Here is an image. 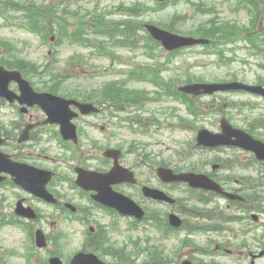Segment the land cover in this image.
Returning a JSON list of instances; mask_svg holds the SVG:
<instances>
[{
  "label": "rangeland",
  "instance_id": "1",
  "mask_svg": "<svg viewBox=\"0 0 264 264\" xmlns=\"http://www.w3.org/2000/svg\"><path fill=\"white\" fill-rule=\"evenodd\" d=\"M92 1V0H89ZM118 0H115V4ZM87 3V2H85ZM84 3V4H85ZM102 6L108 7L109 9H112L114 5L110 3L108 0H102L101 1ZM205 4H208L212 7L216 8V12L223 18V21L226 19L230 20H235V21H244L246 22V18L244 13H236L232 11V7H229L227 4H222L220 0H205ZM87 9H92V5L87 4ZM189 9V6L185 4H180L178 7L179 11ZM87 9H82L81 14L84 13ZM101 10H104L101 8ZM175 9L174 8H169L166 10V12L162 14H153V15H147V19L151 21H156V22H165L169 23L171 19V14L173 13ZM214 15L213 13H207L205 15H198L195 16L193 19L190 18L189 20H185L184 22L177 23L175 25L176 30L179 32H186L189 31L190 29L195 28L197 25L209 21V18ZM110 18V16H109ZM70 21L73 22L70 26L69 29L73 30L76 27H78L75 24V19L70 17ZM0 37L6 40H9L13 43H15L20 49L23 47V41L28 40L30 42V45H34L33 47H28L23 51V56L32 59H35L36 61H42L43 54H45L46 49H41V50H36L39 48V46L35 43L36 36H30L29 32H23L15 27H5L2 26L0 28ZM79 49L77 47H74L71 43L66 41V45L63 46V51L62 53L64 55H71L73 53H76ZM231 54V60L228 63H223L220 62L218 66H216L214 62L215 55H207V54H201L199 55L195 61L194 64L196 67L193 69L191 73L195 74L197 77H202L204 79H207L208 77H211L213 79V76L216 74H219L218 76L222 75H229L230 72L233 70L241 75L243 78L247 80H252L254 74L251 73L248 70H243L245 69V65L242 62L241 58L245 56V54L242 51H235L232 52ZM141 57V56H140ZM175 57V56H174ZM192 58L191 53H185L181 56H178L177 58L175 57L177 63L179 62V73L181 77L179 76V85H183L187 81V74L183 72L181 68H184L187 70L188 63L187 61ZM221 60V59H220ZM100 61L93 60L90 62V66L86 68L88 70H96V71H101L103 74V77L107 80H114L118 81L119 83L127 86H133L137 85L140 87V84L137 83H131L123 81L120 75H117L113 73L107 66L105 61H102L101 63H98ZM254 63V62H253ZM174 65V64H173ZM92 68V69H90ZM108 68V69H106ZM208 68H212L207 70ZM79 73V72H78ZM122 76H127V75H122ZM167 76H175L174 72L168 73ZM105 79H96V82L98 83H105ZM72 82L80 83L79 80H75ZM178 85V86H179ZM148 88V87H147ZM151 88V87H150ZM156 90L153 88V90ZM150 91V92H151ZM123 92V90H122ZM215 98H210V97H204L202 100L204 103H211L214 100L215 105L211 104V108L208 109L209 112L213 108H215L214 113L208 115V119L203 120L200 118L199 121H196L192 126L190 127H179V129L170 132L168 130L162 131L161 135H158L157 138L162 139V162L164 164L173 166L177 165L180 167L184 166H189L190 163H194V166L197 168H202L204 171H210L216 173L219 177L222 179L224 178V175L226 173V170L222 171V166L225 165L228 161L233 160L234 163L231 165L232 167L236 168L233 170H230L231 173V180L226 184L227 187H232L234 190H239V189H244L243 192H240L244 194L245 196L248 195L247 191L250 193V195H255V192L257 193V189L262 191L263 189H260L259 187H255V189L252 187V178L248 177L245 179H240L241 176L243 175H250L256 177L255 180L257 179L256 185H259L260 183H264V171H260V166H257L256 168H242V166L239 164V162H247L249 161V157H245L244 155L241 157L237 156H232L233 154H227L222 152V150H211V152L204 153L205 151H202L201 149H194L195 154H200L201 160L199 162H196V160H188L185 155H181L180 152L181 150L179 147L185 146L186 145V151L185 154L189 155L191 151H188L193 148V145L196 143V135L198 132V129L204 125V127L216 131L217 126H218V119L221 117L218 115L215 111H217L219 108H224L225 102L233 103V102H240L244 101L246 103H253L254 100L253 98L250 99L247 94H242V93H219L214 95ZM202 101V102H203ZM171 104H176V102H171L168 101ZM156 105H162V108L168 104H159L157 103ZM152 109V106L150 107ZM248 108V107H245ZM180 113L179 115L185 116L187 115L186 112L184 111V106H179ZM120 115H129L130 112L128 110H121L119 111ZM255 115L257 114H264V107L260 109H256L253 111ZM178 115V116H179ZM188 116V115H187ZM177 117L173 116H165L162 118V122L165 123V125H168L171 121H175ZM186 119L191 120L192 117H187ZM235 122L240 123L239 117L235 116L233 119ZM179 122H180V117H179ZM241 124V123H240ZM156 129L157 127L154 126ZM154 129V130H155ZM260 131L263 132L262 129ZM132 138H129V141ZM177 140V141H176ZM128 139L122 141L124 145H128ZM147 142L151 143L150 141L147 140ZM114 144H116L115 141H113ZM88 142H85V147L86 150H89L88 147ZM158 153L152 154L153 160L156 162L159 161L160 163V156H161V151L159 147L155 148ZM179 149V155L177 154V150ZM59 148L54 147L53 149H50V153L57 157L59 155ZM229 153H232L233 151H228ZM231 157V158H229ZM68 164H70L68 162ZM173 164V165H172ZM220 165V168H217V170H213V165ZM174 167V166H173ZM190 167V166H189ZM60 171L62 173H67L65 172V164L64 162L59 164ZM69 173V172H68ZM237 180L242 183L239 184ZM63 187H65L64 184H62ZM164 189H167L170 191V188L168 186L162 185ZM66 188V187H65ZM252 190V191H249ZM62 193L66 194L65 198L66 200L72 199L73 197L76 196V199H79L80 197L75 194V192H69L67 193L59 189ZM172 193V192H171ZM174 193V194H173ZM173 195L178 197L182 196L184 197V193L182 190H173ZM206 194V193H205ZM25 195L24 192L17 191L13 189L12 187H3L0 188V219L7 218L13 213L14 211V205L18 201L20 197H23ZM218 201H222L218 197H214ZM75 199V198H74ZM78 203H80L77 200ZM30 203L35 205L34 207H38L39 209L43 210L46 215L48 213H53L54 209L57 210L56 208H52L51 206H48V204H44L38 200L32 199L30 200ZM224 203V202H223ZM179 207L176 208V210L180 211V215L184 218L187 217L188 221L193 222L194 219L192 216L189 214L190 212L194 211L195 209H200L201 206L205 205H197L196 201H193L190 203V201H187V203H179ZM164 205V204H163ZM211 207V206H208ZM52 208V209H51ZM164 209H169L167 206H163ZM193 209V210H190ZM183 210V211H182ZM2 211H4L2 213ZM226 214H231V215H237L238 217H243L244 214L241 213L240 211H233L229 212ZM251 213H249L250 216ZM260 215V220L259 222H254L253 219L250 217L249 219L243 218L242 220L232 222L230 224V227L228 231H225L223 233L220 232H212V231H205V232H196L192 236L189 237L190 242H187L184 244L183 247H180L182 245V242H180V237L173 236L172 238H168L166 241L162 238L160 235V231L156 230L155 228H150L148 230L145 229H140L138 231L132 232L128 228L124 227H117L115 229L111 230V241L114 242L116 245L119 247H124L125 251L127 253L133 252V247L132 243L130 242V239H139V243H143L144 241H148L147 238H149V244H156V245H162L163 250H154L153 253L157 254V257L159 259H162V262H149L151 264H181V261L191 258V257H197L202 263L204 264H211L213 261L220 262L223 261L226 257L229 255H226L225 253H222L220 251H217L215 254L213 252L214 249L219 247L220 245L223 247H235L236 251L234 254L231 255L230 258H228L226 263L232 264V263H243V264H250L251 263V257L250 253H259L261 250L264 249V213L259 212ZM55 218L51 217L49 220L45 219L43 220H37L36 221V227L40 226L38 223H41L46 227V232L55 235L56 233L58 234L59 227L52 225L51 223L54 222ZM58 221V220H57ZM62 224V230L66 232V237L64 239H61L63 242V253L64 256H67L68 254L72 253L77 247L80 242V237L79 234L74 230V227H71V224L64 222V220L61 219ZM35 227V228H36ZM110 230V227H109ZM108 230V231H109ZM220 235V236H219ZM132 239V240H133ZM194 242H191L193 241ZM214 240V241H213ZM29 245V240H28V234L27 231H25L21 227H11V226H4L0 229V253L2 255V261L0 264H28L27 257L25 256V253L29 250L28 249ZM128 245V246H127ZM146 245V243H145ZM205 248H210L212 252L210 253H204L202 250H205ZM51 249H53V246L51 244ZM179 249V251H177ZM47 250H41L37 249V251H33L34 253V260L37 262H40L42 257H45L47 254ZM114 250H110V256L107 255L110 260L116 261L113 256ZM164 253H167V260L163 256ZM181 255V256H180ZM133 258V255H132ZM146 260L144 257H141L137 262H143ZM148 263V264H149ZM256 264H264V257L260 259H256Z\"/></svg>",
  "mask_w": 264,
  "mask_h": 264
},
{
  "label": "flooded vegetation",
  "instance_id": "2",
  "mask_svg": "<svg viewBox=\"0 0 264 264\" xmlns=\"http://www.w3.org/2000/svg\"><path fill=\"white\" fill-rule=\"evenodd\" d=\"M14 111L19 114L20 113V108L16 107L14 108ZM29 116H32V114L30 113ZM40 117V116H39ZM31 119V118H30ZM21 123L22 122H15L13 123L12 127H15V126H18V128L15 129L16 132H19L20 131V128H21Z\"/></svg>",
  "mask_w": 264,
  "mask_h": 264
},
{
  "label": "water",
  "instance_id": "3",
  "mask_svg": "<svg viewBox=\"0 0 264 264\" xmlns=\"http://www.w3.org/2000/svg\"><path fill=\"white\" fill-rule=\"evenodd\" d=\"M32 187H33V190L36 192V193H38V194H41V192L37 189V188H35V186L32 184Z\"/></svg>",
  "mask_w": 264,
  "mask_h": 264
}]
</instances>
